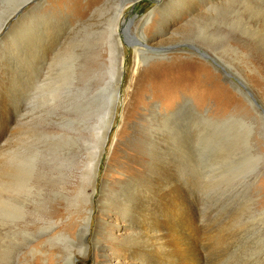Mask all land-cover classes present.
<instances>
[{"label": "rangeland", "instance_id": "374dc122", "mask_svg": "<svg viewBox=\"0 0 264 264\" xmlns=\"http://www.w3.org/2000/svg\"><path fill=\"white\" fill-rule=\"evenodd\" d=\"M121 1L35 0L0 34V125L11 120L0 142V264H127L119 256L133 244L153 248L156 264L161 245L128 240L118 203L129 196L171 220L181 201V246L196 249V264H264V0H139L120 24L137 40L110 59L101 38ZM9 6L0 0V19ZM23 27L36 48L59 43L34 68L24 66L31 45L10 43ZM175 56L185 61L161 67ZM110 73L121 75L120 100L96 164Z\"/></svg>", "mask_w": 264, "mask_h": 264}, {"label": "bare ground", "instance_id": "6f19581e", "mask_svg": "<svg viewBox=\"0 0 264 264\" xmlns=\"http://www.w3.org/2000/svg\"><path fill=\"white\" fill-rule=\"evenodd\" d=\"M8 1L10 2V6L8 7V11L1 18L2 20L0 19L1 20L0 34L3 33V31L5 30L4 29L5 26L9 23V21L12 18H15V16H17V14L20 13L21 10H23V8H25L29 4L33 3V1H35V0H18V2H16V3H15V1L13 2V0H8ZM137 1H139V0H122L117 5V7L115 9V16L111 17L110 18L111 20L109 19V23H108L109 31L107 32L108 35L102 36L101 40H103L105 38L104 43H106V44H104L103 46L108 48V51L110 53V59L112 58V56L114 55L115 52H117L120 56H122V54H123L122 50H124V41H125V43L127 42V44H130V43H134L135 42L134 40H137L136 37L128 29L127 24L123 29H121V27H120V24H123L125 22L123 16H124V12H125L126 8L135 4ZM185 8H186V4L183 1H180L179 11L185 10ZM193 13H194V11H192V14ZM151 16L152 17L154 16L153 12H151L147 18H149V17L151 18ZM151 28H152V26H151ZM42 30H44V29H42ZM67 32H68L67 27L65 25L64 32L61 35V38ZM42 33L43 32H39L38 34H42ZM7 35H8V37L10 35L11 36L16 35V29L10 28L9 31L7 32ZM141 36H142V38L144 37L143 33H141ZM35 37H37V35L32 34V32L29 31L26 27H23V33H21L17 37L15 36L14 41L10 40V43H11L12 47L14 48V50L17 47L20 48L19 47V45H20L21 46L20 50H22V52L23 51L26 52V49L28 48L29 45H31L32 39H34ZM163 38H164V36H163ZM58 44H59L58 42H54L52 44H45L44 43V44H42L43 46H41L40 48L39 47L36 48L35 45H31L30 46L31 48L29 47L28 52H26V53H28L27 55L29 56L30 59H28L27 62L23 61L24 66H26L25 65V63H26L27 67H29L28 66V63H29L31 66L29 68H34V65H33L34 61L33 60H38V61L40 60L41 61L42 56H44V58H46V56L48 55V50L50 49V47L52 50H55L58 47ZM37 46H39V45H37ZM50 52H51V50H50ZM141 57H142V50H140L139 48H136V51H135V68L136 69H135V71L140 66V58ZM122 58H124V57H122ZM22 60H23V58H22ZM172 61L173 62L169 63V65L161 64V67H164V66L167 67L168 66L170 68V66H171L172 70H174L175 68L179 67V65L181 63H183V61H185V60H183V58H181V57L175 56L172 58ZM123 64H124V59H123ZM39 66L40 65H37L36 68H38ZM121 67H119L120 74H121V69H122ZM109 78H110L109 79L110 83L108 86L111 87L110 94H108V92H106V93L104 92L106 96L108 95L107 98H109V99L108 100L104 99L103 101L99 102L100 103L99 106H101L103 108L102 110H104L105 116H104V119L102 120V122L96 123L95 129L93 131V133H94L93 157L95 158L96 164H98L103 157L105 147H106V143L108 141V136H109V133L111 131V128L113 126V122L115 119L116 107H117V104L120 100L119 92L121 93V91H119V87H120V84L122 82L121 75L116 76L113 73H110ZM135 89H136V87H135ZM5 90H7V88H5ZM0 94H2L1 89H0ZM128 95H130V94L128 93ZM132 98H131V100H132ZM175 118H176V116L174 117V115H171V116L166 115L165 119L172 121ZM10 122H11V120H9L8 122H3L2 125H0V142H2L5 139V138H3L4 137L3 133H4L6 127L8 126V124ZM13 123H14V121H13ZM14 130H16V129H14ZM15 132L13 134H15ZM96 167H97V165H96ZM132 190L133 189H127V190H124L122 193L127 192V191L133 192ZM135 192H136V194L141 195L140 192H137V191H135ZM143 202L144 201L142 198H136V197L130 198V196H129L126 198H122V200L119 201V203H118V205L121 207V210H123V214H124L123 220L128 223V228L133 230L131 233V237L128 240L130 242L139 243L140 239L142 240V239L146 238L147 240L151 241V243L154 242L156 244L161 245V247L164 248V251H161L160 249L156 248V254H155L156 264H166V263H168V264H196V256L194 255L196 249H193V250H195V251H193V250L186 248L185 246L184 247L181 246V239L184 235V224H186L187 219L190 218L188 212H186L185 209L182 207L181 201H174V203L171 205V206H174L176 208V212H177L176 218L172 219V220L169 218V216L167 214H165L158 207V205H156V206L146 205ZM133 212L136 213L137 215L132 214ZM138 231H141L142 235L137 233ZM197 232L198 231H196V233ZM189 236L192 237V234H189ZM114 238H116V237H114ZM140 245L141 244H133V246L129 245L130 247H133V249H131L130 254L122 253L121 256H119V257L124 258L127 261V264H132V263H134V264H152L151 261L154 258L152 252L155 253V251L153 250V248L151 251H149L147 248L140 246ZM168 250H170V251H168ZM205 250H207L206 245H205ZM202 251H203V249L198 251L199 255L203 254ZM147 252H151V254H148ZM197 257H198V255H197ZM153 264H155V262Z\"/></svg>", "mask_w": 264, "mask_h": 264}, {"label": "water", "instance_id": "95a60500", "mask_svg": "<svg viewBox=\"0 0 264 264\" xmlns=\"http://www.w3.org/2000/svg\"><path fill=\"white\" fill-rule=\"evenodd\" d=\"M129 45V44H128ZM130 46V45H129ZM119 91H120V87H119ZM120 93V92H119ZM120 95V94H119Z\"/></svg>", "mask_w": 264, "mask_h": 264}]
</instances>
